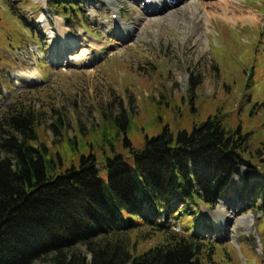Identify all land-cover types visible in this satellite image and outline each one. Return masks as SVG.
I'll return each mask as SVG.
<instances>
[{
	"label": "rangeland",
	"instance_id": "374dc122",
	"mask_svg": "<svg viewBox=\"0 0 264 264\" xmlns=\"http://www.w3.org/2000/svg\"><path fill=\"white\" fill-rule=\"evenodd\" d=\"M13 1L14 10L0 0V115L12 103L36 108V142L48 148L49 174L79 166L82 155L93 153L111 193L107 156L122 155L136 172L125 136L141 149L164 126L191 132L220 110L229 129L240 127L248 136L250 177L263 175L264 0H241L247 15H257L243 19L233 16L232 0H205L219 10L229 1L223 13L214 7L192 12L187 1L147 13L144 0H86L70 22L47 0ZM61 34L77 43L67 44ZM236 179L239 192L231 187L229 196L240 198L243 182ZM183 205L159 221L169 232H204L201 239L212 240L215 251L203 264H264V215L226 201L211 208L198 200L193 210ZM129 218L137 222L129 233L133 257L165 240L164 228Z\"/></svg>",
	"mask_w": 264,
	"mask_h": 264
},
{
	"label": "trees",
	"instance_id": "16d2710c",
	"mask_svg": "<svg viewBox=\"0 0 264 264\" xmlns=\"http://www.w3.org/2000/svg\"><path fill=\"white\" fill-rule=\"evenodd\" d=\"M3 1L16 8L13 0ZM85 1L47 0V5L70 22ZM38 117L35 107L19 103L0 115V264H38L49 254L45 264H203L206 254L213 260V241L202 240L197 231L169 232L159 221L162 214L180 203L193 210L199 200L211 208L221 201L250 205L264 215V173L251 178L255 166L244 156L248 136L240 127L229 129L220 110L194 123L191 132L174 134L164 126L146 136L141 149L125 136L136 172L122 155L107 156L111 193L93 153L82 155L79 166L47 172L48 148L36 142ZM236 176L243 182L240 198L229 196L231 187L239 192ZM126 214L164 228L165 240L133 257L129 233L137 222ZM78 244L84 251L73 250Z\"/></svg>",
	"mask_w": 264,
	"mask_h": 264
},
{
	"label": "bare ground",
	"instance_id": "6f19581e",
	"mask_svg": "<svg viewBox=\"0 0 264 264\" xmlns=\"http://www.w3.org/2000/svg\"><path fill=\"white\" fill-rule=\"evenodd\" d=\"M45 2H46V0H44ZM182 1H187V4H186V6H187V9L188 8H190L189 10H191L192 12H199V13H201V10H208L209 11V8H215L216 10H219V9H217L216 7H217V5H215V4H217V3H211V2H208V1H205V0H153V2H151V3H149V6H148V8L150 9V12L151 11H156V12H159L160 10H158L157 11V9H158V5H161V9H165L166 7H168V6H171V3H176V4H178V3H180V2H182ZM232 1H235L234 3H231L233 6H234V8H232L231 10H234V13H233V16H234V14L235 13H238L239 15H236L235 16V18L237 19L238 17L239 18H241V19H243V18H249V17H256L257 15L256 14H254V15H247L246 14V12L248 11H245V9H243L242 7H241V3H240V1L241 0H232ZM231 1V2H232ZM139 2V1H138ZM225 3L226 4H224V6L223 5H219L220 6V10L219 11H221L222 13L223 12H225L226 10H229V8L231 7V6H229V4H227V3H229V1L228 2H226L225 1ZM175 4V5H176ZM216 6V7H215ZM253 6H251V8H252ZM240 11H242V12H240ZM252 12L254 11V12H256L257 10H255L254 8L251 10ZM215 12H217V11H215ZM215 12L212 14L211 13V11H210V14L211 15H214L215 14ZM149 13V12H148ZM160 13V12H159ZM227 13H228V11H227ZM204 14V13H203ZM250 14V13H249ZM220 16V15H219ZM211 18V17H210ZM59 22L60 23H62V20H59ZM128 30V31H127ZM46 31V30H45ZM126 31L127 32H130V30L129 29H126ZM64 32V31H63ZM69 32V31H68ZM60 37H62V38H64V41H66L67 42V44H68V42L70 41V43H72V44H74V43H77V40L75 41V39L73 38V36L71 35V36H69V37H67L66 35H63V34H61L60 35ZM84 53H85V51H84ZM85 55V54H84ZM72 63V62H71ZM37 74V72L36 73H34L33 74V78L32 79H34L35 78V75ZM39 77V75L37 76V78ZM36 79V78H35ZM252 220V216H249V221H251Z\"/></svg>",
	"mask_w": 264,
	"mask_h": 264
}]
</instances>
